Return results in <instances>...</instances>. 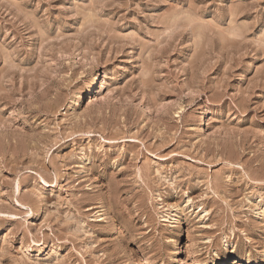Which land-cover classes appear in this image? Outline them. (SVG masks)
<instances>
[{
	"label": "rangeland",
	"instance_id": "obj_1",
	"mask_svg": "<svg viewBox=\"0 0 264 264\" xmlns=\"http://www.w3.org/2000/svg\"><path fill=\"white\" fill-rule=\"evenodd\" d=\"M195 263L264 264V0H0V264Z\"/></svg>",
	"mask_w": 264,
	"mask_h": 264
},
{
	"label": "bare ground",
	"instance_id": "obj_2",
	"mask_svg": "<svg viewBox=\"0 0 264 264\" xmlns=\"http://www.w3.org/2000/svg\"><path fill=\"white\" fill-rule=\"evenodd\" d=\"M208 113H209V111H206L204 114H206V116H208ZM205 124H206V122H205V117H204V119L202 121L201 129H203V127L205 126ZM195 264H198V263H195Z\"/></svg>",
	"mask_w": 264,
	"mask_h": 264
}]
</instances>
